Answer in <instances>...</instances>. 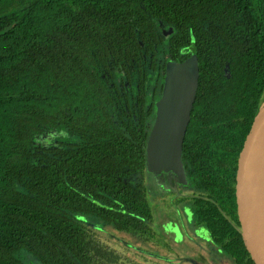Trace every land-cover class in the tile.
Wrapping results in <instances>:
<instances>
[{"label":"trees","instance_id":"obj_1","mask_svg":"<svg viewBox=\"0 0 264 264\" xmlns=\"http://www.w3.org/2000/svg\"><path fill=\"white\" fill-rule=\"evenodd\" d=\"M192 52L182 157L231 201L264 103V0H0V264H26L22 250L41 264L119 262L82 223L91 219L160 241L146 142L165 63ZM52 130L62 134L45 143ZM215 235L234 264H249L237 231L229 245Z\"/></svg>","mask_w":264,"mask_h":264},{"label":"rangeland","instance_id":"obj_2","mask_svg":"<svg viewBox=\"0 0 264 264\" xmlns=\"http://www.w3.org/2000/svg\"><path fill=\"white\" fill-rule=\"evenodd\" d=\"M160 28L162 29V27ZM163 30L165 32L164 34H168L167 36L170 35L171 31L168 28L165 27ZM166 48L167 42L165 41L159 53V58L164 57L163 51ZM192 61H194L192 68L195 65L197 67V56ZM195 75L197 77V71ZM192 76L193 74L190 77ZM117 80H119V77ZM162 81L159 77L152 78L149 82V89L156 88L159 92ZM189 83L193 87V79H189ZM17 92L21 93V91ZM191 95L192 97H189L188 105L185 109V116L176 124L173 132H170V136L159 127L153 128L152 125L146 142L145 171L142 179L148 189V197L152 204L154 218L156 219L153 228L156 229L159 236L160 185L162 188L165 187L160 183L166 180L163 173L169 170L171 168L170 166L175 168L174 166L177 165V161L181 160L182 137L189 118V105L193 99L194 90L191 92ZM61 134V131L52 130L44 135L42 140L48 143L54 137L59 138ZM174 163L175 165H173ZM138 180H141V176ZM82 223L88 226L90 234L104 248L111 249L119 255V262L111 264H234L231 258L225 255L221 256L215 251H210V248L205 242H197L195 240L193 243H186L185 246L183 244H174L171 248H168V245L166 247L161 245L160 241L153 242L151 240H144L136 233L118 230L110 224H102L95 219L87 222L82 221ZM18 257L26 264H41L25 250L20 251Z\"/></svg>","mask_w":264,"mask_h":264},{"label":"water","instance_id":"obj_3","mask_svg":"<svg viewBox=\"0 0 264 264\" xmlns=\"http://www.w3.org/2000/svg\"><path fill=\"white\" fill-rule=\"evenodd\" d=\"M191 55L182 61L168 60L165 63L162 93L156 101L153 128L159 127L168 135L185 116L193 90L195 94L198 66L192 68V59L197 55ZM189 79H193V87ZM233 196L237 232L246 259L249 264H264V103L257 111L237 156ZM198 233L213 243L204 229H199Z\"/></svg>","mask_w":264,"mask_h":264},{"label":"flooded vegetation","instance_id":"obj_4","mask_svg":"<svg viewBox=\"0 0 264 264\" xmlns=\"http://www.w3.org/2000/svg\"><path fill=\"white\" fill-rule=\"evenodd\" d=\"M191 164L183 159L181 149V160L177 161L175 168L170 166L163 173L166 180L160 183L165 186L162 188L160 185V243L171 248L174 244L185 246L197 240L205 242L210 251L230 258L222 246L216 243L215 234L219 233L229 245L237 231L234 178L230 201L227 185L213 183L209 170L194 169ZM201 228L208 232L213 243L198 233Z\"/></svg>","mask_w":264,"mask_h":264}]
</instances>
